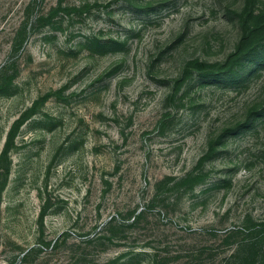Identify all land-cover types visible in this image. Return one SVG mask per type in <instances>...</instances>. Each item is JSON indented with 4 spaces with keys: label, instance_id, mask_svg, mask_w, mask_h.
I'll return each instance as SVG.
<instances>
[{
    "label": "rangeland",
    "instance_id": "obj_1",
    "mask_svg": "<svg viewBox=\"0 0 264 264\" xmlns=\"http://www.w3.org/2000/svg\"><path fill=\"white\" fill-rule=\"evenodd\" d=\"M262 59L264 0H0V264H264Z\"/></svg>",
    "mask_w": 264,
    "mask_h": 264
},
{
    "label": "trees",
    "instance_id": "obj_2",
    "mask_svg": "<svg viewBox=\"0 0 264 264\" xmlns=\"http://www.w3.org/2000/svg\"><path fill=\"white\" fill-rule=\"evenodd\" d=\"M253 50L254 49L246 52L245 54L244 53L242 54V57H241L242 58V60H241L242 62L241 63L246 64L250 60L256 59V57L253 54L254 53ZM261 64L264 65V59L261 60ZM228 70L230 71L231 69L229 68ZM23 120H24L23 117H21L20 119H17L14 122L13 126L11 127V129H10V131L8 133V137H7L6 141H5L4 148L2 150L1 158H3V156L6 155V153L8 152L10 144H11V141H12V139L14 137V134H15V130L22 124ZM0 175H1V177L5 176L6 175V171L2 172Z\"/></svg>",
    "mask_w": 264,
    "mask_h": 264
}]
</instances>
